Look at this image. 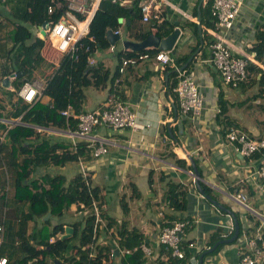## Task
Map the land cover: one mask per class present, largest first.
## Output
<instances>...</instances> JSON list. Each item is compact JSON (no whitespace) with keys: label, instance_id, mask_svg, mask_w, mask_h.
Listing matches in <instances>:
<instances>
[{"label":"crops","instance_id":"obj_1","mask_svg":"<svg viewBox=\"0 0 264 264\" xmlns=\"http://www.w3.org/2000/svg\"><path fill=\"white\" fill-rule=\"evenodd\" d=\"M205 3L206 0L164 1L165 18L169 17L173 22L178 20L182 31V37L170 51L175 63V56H183L197 44V36L193 31L194 26L188 23V20L196 22L198 26L197 17H200L201 28L208 32L207 26L201 22L200 8ZM205 18H209L208 13L204 15L203 21ZM139 22H141L140 19ZM259 23H264V0H244L237 16V25L229 33L233 50L236 53L241 50L248 52L247 46L254 40V31ZM184 41L188 44L186 48H183L180 43ZM199 45L192 52L195 54L191 60L187 59L185 63L191 62L188 70L193 72L197 80L201 82L207 108L196 114L192 112L180 113L176 106V95L171 91V83L174 81V74L171 72L173 70L154 58L142 59L137 64L127 67L121 75L120 83L123 98L137 115V129H114L100 125L94 128L89 137H80L68 133L66 127L51 125L40 126L41 129H38L34 124H31L35 127V131L40 133L41 138L50 142L66 143L73 150L78 142L83 141L86 142L84 149H88L90 153L86 150L77 160L67 161L63 165L54 163L38 165L31 171L29 177L31 179L40 178L43 174L49 173L51 175L61 174L68 180L80 173V163L82 162L86 165L92 186H98L93 184L95 176H99L102 180V186H98L101 209L115 219L116 226H121L123 222L126 229L137 228L145 236L144 242L152 250L149 260L154 261L159 258L166 262L169 260V256L165 252L168 247L162 246L158 241L162 216L164 212L167 213L166 203L162 199L165 186L159 177L164 174L167 178L171 177L182 182L192 179L193 184L188 186L186 211L180 214L186 215L191 220L186 229V235L182 237V248L187 250L182 264H199V256L205 251L206 241L211 231L221 227L223 234H226L230 231V227L234 226V220L231 215L215 207L200 194L196 189L193 176L188 172L192 171V168L185 169L172 160V156L175 154L190 164L189 156H191L203 178L204 190L234 212L241 230L239 237L234 242L224 243L217 252L205 257L207 252L204 253L203 264H237L243 253L250 252L247 239L255 235L257 231L262 232L264 236V184L257 174L261 154L244 156L233 151L226 143L225 136L222 135L220 124L215 120L216 114L213 113V107L219 105V96L222 91L223 98L228 102L226 113L236 122V127L251 136L264 137V121L255 117V112H251V116L249 112L245 113L244 109L246 108L243 107L245 104H236L243 100L238 95L243 88L240 85L231 87L221 84L220 73L209 60L210 50L207 46L204 51L202 50L205 47L204 43ZM117 51L115 49L113 52ZM6 52L4 50L0 52V61L5 60ZM48 60L52 61L50 58ZM97 61L102 62L110 73L114 72L115 67L110 69L105 64V60L97 59ZM52 63L56 64L53 61ZM117 63L118 60H116L115 66ZM49 68L52 69L50 66ZM36 71L35 75H37ZM1 76L0 122L4 123L6 128H10L16 123L30 124L12 116L16 98L14 94L10 97L6 94L4 88L12 90L5 86L2 87L3 78L1 79ZM110 84L111 82L101 87H85L82 109L101 108ZM234 88H239V91L232 93ZM168 98L173 99L174 102L172 111L167 110ZM42 101H47V95ZM6 128H0V194H5V199L9 202L4 207L0 205V223L4 225L0 257H6L8 262L18 250L16 247L19 238L16 225L23 220L19 213L28 211V203H18L11 198L16 183V172L10 162L11 142L5 135ZM164 137L168 139L163 141ZM37 141L36 136L27 138V143L34 144ZM99 141H103L107 151L95 156L93 151ZM171 141H175L177 147L173 148ZM150 170L153 171L151 183L148 181ZM131 183H135L139 189L137 196L131 195ZM125 189H127V193ZM239 189L247 194L248 198L245 204L235 197ZM123 197L127 201L129 211L128 213H124L123 210L122 212L116 211L114 217L109 211L115 206L120 205L121 207ZM136 201L137 204L134 205ZM76 207V204H72L69 210L61 216L51 215L49 211L48 216L46 213L36 220L28 219L23 227L26 236H31L28 234L40 229L47 219H50L52 225L59 222L65 223L64 234L71 235L73 233L71 223L80 218ZM101 227H103V243H111L114 248L115 240L109 238V235H116L117 229L115 227L107 228L104 218L101 221ZM189 241H194L195 246H188ZM171 257L169 261L180 260L178 257ZM108 261L107 263L110 264H120V257L115 255L112 258L109 257Z\"/></svg>","mask_w":264,"mask_h":264},{"label":"trees","instance_id":"obj_2","mask_svg":"<svg viewBox=\"0 0 264 264\" xmlns=\"http://www.w3.org/2000/svg\"><path fill=\"white\" fill-rule=\"evenodd\" d=\"M61 1L27 0L25 4H20L17 1L11 9V13L18 22L9 21V23H14L11 32L13 46L6 52L5 60L0 61L1 79L4 76L10 75L13 71L17 73L23 72V74L17 75L11 80V85L15 90H18L25 80L33 77L34 70L52 67V71L46 77L43 89V93L48 95L51 101L43 102L37 100L33 103H27L18 97L14 104L15 109L12 111V116H21L20 119L22 121L30 124L16 123L10 128H6L4 123L0 122V128H6L5 135L11 142L10 162L16 172V183L11 198L18 203H28V211L26 213L22 211L19 213L23 217L22 222L16 225L17 237L19 238L16 247L18 249L16 255L18 256L16 259L14 257L8 258L9 264H30L32 261L35 264H53L55 260H59V264H110L107 263L109 262L108 256L109 252L113 249L111 243L97 242L98 235L103 228L101 227V222L98 223L96 232L94 233L93 231L95 214L93 212L92 197L98 200L101 216L106 220V227L112 228L117 225L115 219L108 216L101 209L98 186H92L89 191L80 173L75 174L68 180L61 174L51 175L49 173L43 174L40 178L31 179L29 177L31 171L38 165H45L47 163L63 165L67 161L77 160L86 150L90 153L88 149H84L86 142L83 141L78 142L73 150L66 143L50 142L45 138H41L40 133L35 131L36 129L31 124L38 126L53 125L65 128L68 122L70 127H74L76 120L72 117L67 118L61 114L60 110L65 108L67 104H71L75 112L83 110L82 103L85 99L84 88L88 86L101 87L111 82L109 87V90H111L114 77L117 75L118 64L115 66L113 73H110L100 61H97L94 65H89L81 49L78 51V58L76 59L69 54H62L56 66H54L52 61L48 60L47 49L45 48L47 45L44 44V41L40 37L34 34L30 26H38L46 20L57 19L58 13H49L47 6L51 2ZM136 3L137 1H135ZM210 8L211 0H206L204 6L200 8L201 22L206 26H210L213 23ZM207 13L209 14V18H205L203 21L204 15ZM1 15L2 12L0 11V17ZM119 16L130 19V23L126 25L130 37H133L134 40H141L151 33L165 36L174 27L173 21L169 17H166L158 24H148L145 28H141L139 25L140 14L136 5L124 8L113 3L111 0H102L90 23V33L96 37L100 47L106 48L110 46L106 38V31L108 29L116 30L119 28L121 24L117 20ZM3 22V20H0V27L4 26ZM188 23L194 26L193 31L197 36V44L183 56H175L176 63L179 66H182L187 61L188 57L196 50L200 43L197 23L189 20ZM201 37L205 44V47L202 49L204 51L206 46L208 47L214 40V36L202 28ZM158 50L157 47H154L151 49L143 48L137 51L131 49H126V51L118 50L116 53H113L116 60H119L121 54L127 56H132L137 52H150L153 54ZM246 50L248 52L255 50L257 52V60L264 63V23L257 25L254 31V40L247 46ZM204 55H206V52H204ZM190 65L191 62H188L183 69L188 71ZM248 67L251 70L249 80L241 82L240 86L244 88L251 82L256 83L257 89L251 96L238 101L236 104L239 105L246 104L248 101H254L258 97L264 99V69L250 60ZM169 69L171 70V68ZM171 72L174 75L176 73L174 70ZM256 72H260V75L257 76ZM175 84L176 79L174 77L171 88ZM4 89L9 97L15 93L6 88ZM219 107L220 111L216 113L215 120L220 124L222 135L225 136L228 129L231 126H235L236 122L226 113L228 102L223 98L222 91L219 96ZM247 107L252 108V102L248 103ZM259 107L264 111V103H260ZM30 136H36L38 141L34 144L27 143V138ZM172 157V160L177 165L185 169L192 168L191 164L187 163L184 158H179L175 154ZM152 176L153 171L150 170L148 177L150 183L153 181ZM159 179L165 186L162 199L166 203L167 208V213L164 212L162 216L161 228L164 225L173 224L176 220H188L190 224L191 220L189 217L180 214L186 211L188 186L193 184V180L182 182L171 177L167 178L164 174H161ZM201 184L203 186L202 182ZM130 186L131 195L137 196L139 194L137 185L131 183ZM5 198V194H0V205L3 207L9 202ZM72 204H76V210H81V212L80 218L71 223L73 226V233L71 235L60 237L65 232V223L59 222L52 225L50 219H47L40 229L33 231L32 234H28L32 237L26 236L27 234L23 227L26 225L28 219L36 220L48 211L51 212V215L61 216L69 210ZM80 204L84 206L81 207ZM121 207L124 213H128L129 206L124 197L121 199ZM125 226L122 222L121 226H117L116 228L117 234L109 235V238L114 239L119 247L132 248L140 242L145 241V236L137 228L126 229ZM233 231L234 228L228 233L223 234L221 227L211 231L204 250L217 240L231 236ZM240 232L241 230H239L237 237H239ZM94 235L95 237H93ZM50 238H54L53 241H49ZM92 242H94L93 249L90 247ZM222 245L224 243H219L212 251L207 252L204 257L217 252ZM162 246L164 245L162 244ZM90 252H92L91 256L89 255ZM165 252L169 256L168 259L171 260V249L168 247L165 249ZM185 255H187V250H185ZM118 256L120 257V264H143L145 262L149 264H182L184 262V257L176 262L175 260H168L166 262L159 258L151 261L149 260L150 257H146L141 249Z\"/></svg>","mask_w":264,"mask_h":264},{"label":"built area","instance_id":"obj_3","mask_svg":"<svg viewBox=\"0 0 264 264\" xmlns=\"http://www.w3.org/2000/svg\"><path fill=\"white\" fill-rule=\"evenodd\" d=\"M102 0H62L61 2H51L47 6L49 13L57 12L58 18L55 20H47V26L44 32H41L40 25L37 26L34 34L40 37L45 45H50L61 54H69L73 58H78V51L81 49L85 55V59L89 65H94L97 62L95 52L99 47V42L96 37L90 33L91 20L100 7ZM124 8H130L134 5L140 14V21L148 24H158L164 18V1L165 0H111ZM135 1L137 3L135 4ZM244 0H211L210 14L212 24L207 26L208 33L214 36V40L208 45L210 50V61L218 69L221 80L224 85L231 87H238L241 82L248 81L251 70H249V60L264 69V63L257 60V52L240 51L236 53L233 50V43L229 33L237 25V16L241 10ZM122 22L124 23V16ZM119 32V29L114 30ZM154 48L153 46L147 47ZM110 51L115 50L114 44L108 47ZM130 49L123 47V51ZM145 58H154L162 62L165 66L171 68L176 73L174 75L176 84L171 88V91L176 95V103L178 110L182 114L192 112L194 114L203 111L207 108L205 95L201 89V82L197 80L196 76L191 71H185L179 67L170 51L158 50L155 53L137 52L132 56L121 54L118 60L117 75L114 77L113 86L108 91L106 99L102 103L101 108L92 110L73 111L71 104L60 110L64 116L72 117L76 120L74 127H70L67 122L66 130L74 136L89 137L90 133L96 126H108L114 129L117 128H131L137 129L136 113L131 109L127 101L123 98L120 92V83L122 81V74L127 67L137 64L140 60ZM59 62H56L58 65ZM31 79L25 80L18 90L10 85L8 88L14 91L15 102L18 97L22 98L24 102L33 103L37 100H43L46 94L43 93L46 79L35 75ZM52 69L50 68V72ZM257 76L260 72H256ZM17 76V72L13 71L9 77L10 80ZM47 101L51 98L47 95ZM13 104V105H14ZM174 107L173 99L168 98L167 110L172 111ZM209 109L212 110L211 107ZM220 111L219 105L213 107V113ZM21 116L16 119L20 120ZM148 125V124H147ZM36 128L41 129L40 126L35 125ZM34 127V128H35ZM164 137L163 141L167 140ZM225 141L229 147L244 156H252L256 153L261 154V159L257 166V174L264 184V137H255L247 134L244 130L236 126H231L225 134ZM173 148L177 147L175 141H171ZM107 151L103 141H99L98 146L94 148V155L97 156ZM80 174L87 186L88 190L92 187L86 165L80 163ZM243 204L247 201V194L241 189L235 194ZM83 207V204H80ZM93 212L95 214L94 233L99 222L103 220L101 210L98 205V200L92 197ZM77 212H81L78 210ZM188 220H176L173 224L164 225L158 233V241L160 244L171 249V255L182 258L185 255V250L182 248V237L186 235ZM233 229V225L229 230ZM4 225L0 223V244L3 238ZM62 235H60L61 237ZM95 237V235L93 236ZM50 238L49 241H53ZM250 252L243 253L237 261V264H263L264 263V236L262 232H256L251 238L247 239ZM188 246H195L194 241H189ZM93 249L94 242L90 244ZM118 250V254L115 253ZM141 249L146 257L152 256V250L145 242H140L138 245L129 247H119L115 242L114 248L109 252L108 258L115 255L132 253ZM92 255V252L89 253ZM6 257H0V264H6ZM89 264V263H87ZM131 264V263H129ZM143 264H149L145 262ZM227 264V263H220Z\"/></svg>","mask_w":264,"mask_h":264},{"label":"rangeland","instance_id":"obj_4","mask_svg":"<svg viewBox=\"0 0 264 264\" xmlns=\"http://www.w3.org/2000/svg\"><path fill=\"white\" fill-rule=\"evenodd\" d=\"M17 1L20 4H25L27 2V0H0V11L2 12L0 20L4 21L2 23L4 26L0 27V52L3 50L8 51L13 46V41L11 39V32L13 30L14 23H9V21L12 20V21L18 22V20L16 18H14L12 13H11V9L13 8V6L16 4ZM139 25L141 28H145L148 25V23H141L140 22ZM30 28L33 31H35L37 26H30ZM119 30H120V38L117 39L114 43L116 50H122V48L124 47L122 41L124 39H129V40L134 39L133 37H130L126 24L121 23L119 26ZM180 43H181V46L183 48H186V46L188 45L186 43V41L180 42ZM46 49H47L46 50L47 57L50 58L53 62H58L60 60V58L62 56V54L60 52L56 51L54 48L50 47L49 45L46 46ZM176 54L178 55L179 51L176 52ZM95 56L97 59L105 60V64L110 69H114L115 64H116V57L114 56L113 51L110 52L108 47H106V48L99 47L95 52ZM48 71H50L49 67L41 68V69H38L36 71V74L41 76L42 78H45L48 75ZM0 76H1V71H0ZM220 81H221V84H223L222 80H220ZM256 89H257L256 83L250 82L248 85H246L243 88V90H242L243 93L241 91L238 93V95L241 96V99H244L246 97L251 96L254 92H256ZM238 91H239V88H234V91H232V93L233 92L237 93ZM231 96H232V94H231ZM250 102H252V104H253L252 110H250L251 108L247 107V104ZM260 103H264V99L262 97H258L254 101H248L243 107L246 108V109H244L245 113L248 114V112H249V114H250L251 112L252 113L255 112L254 116L257 117L258 119H262L264 121V111L262 109H260V107H259ZM250 116H251V114H250ZM138 182H139V184H141L140 181H138ZM93 184L101 187L102 186L101 178L99 176H95V178L93 179ZM125 192L126 193L128 192L127 189H125ZM122 193H123V191L121 192V194ZM113 202L115 204V200ZM136 204H137V201L134 203V205H136ZM116 211L122 212L120 205L115 206L114 208H111L109 212L111 214H113L115 217ZM67 215L68 214H65V216H67ZM67 217H70V216H67ZM116 228H117V226L115 225V229ZM103 239H104V235H103V232L101 230L100 234L98 235L97 242L103 243ZM17 256L18 255H15L14 258L16 259ZM30 264H35V262L32 261Z\"/></svg>","mask_w":264,"mask_h":264},{"label":"water","instance_id":"obj_5","mask_svg":"<svg viewBox=\"0 0 264 264\" xmlns=\"http://www.w3.org/2000/svg\"><path fill=\"white\" fill-rule=\"evenodd\" d=\"M118 22H122V17L119 16L118 17ZM197 20H198V34H199V41H200V45H202L203 43V40H202V28H201V25H200V17H197ZM130 22V19L129 18H126L124 20V23L125 24H129ZM174 27L173 29L165 36H160V35H156L155 33H151L149 34L148 36H146L145 38L141 39V40H129V39H124L122 41L123 43V46L124 47H127V48H130L131 50H140V49H143V48H147V47H150V46H153V47H157L159 50H166V51H172L173 48H174V45L177 43V41L182 37V31H181V28L179 26V21L178 20H174ZM47 26V20L44 21L40 27L42 28L41 29V32H44V28ZM106 38L108 39L109 43L110 44H114L115 41L117 39L120 38V33L119 32H115L114 30L112 29H108L106 31ZM199 45V46H200ZM195 53H192L190 55V57L188 58V61L191 60V58L193 57ZM186 66V63L181 67H185ZM23 74V72H19L17 73V75H21ZM1 85L2 86H5V87H9L11 85V81H10V77L9 75L7 76H4L2 81H1ZM189 160H190V164L192 166V171H188L190 172V174L193 176V179H194V183H195V186H196V189L200 192V194L205 197L208 201H210L215 207L227 212L229 215H231V217L233 218L234 220V231L232 233L231 236L227 237V238H221L219 240H217L216 242H214L211 246H209L205 251H203L200 256H199V264H203V255L204 253L206 252H210L212 251L219 243H228V242H231V241H234L237 236H238V233H239V221L237 219V217L235 216L234 212L223 206L217 199H215L213 196H211L209 193H207L201 182L203 181V178L201 177V174L197 168V165L194 161V159L189 156ZM50 214V212L48 211L46 216H48ZM65 236H69V235H65V234H62L61 237H65ZM115 253L118 254V250L115 249ZM53 264H59V260H55Z\"/></svg>","mask_w":264,"mask_h":264}]
</instances>
